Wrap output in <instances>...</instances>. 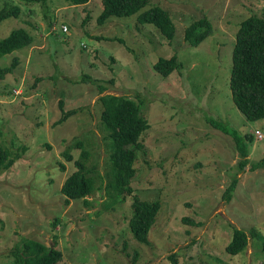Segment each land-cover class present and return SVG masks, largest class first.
I'll return each instance as SVG.
<instances>
[{
	"label": "rangeland",
	"instance_id": "1",
	"mask_svg": "<svg viewBox=\"0 0 264 264\" xmlns=\"http://www.w3.org/2000/svg\"><path fill=\"white\" fill-rule=\"evenodd\" d=\"M4 3L21 12L1 20L0 40L23 28L33 43L0 56V67L17 58L0 75V144L20 154L0 172V264H13L10 253L22 237L56 242L63 252L58 264H264L257 237L264 239V164L253 167L264 157V117L248 119L229 86L240 23L252 14L264 17V0H148L142 10L165 8L176 24L171 42L153 24L137 22V13L99 24L102 0H0V8ZM201 17L212 32L191 47L185 29ZM174 53L180 69L167 75L154 69L157 58ZM86 73L91 79H83ZM108 92L139 101L149 122L133 164V192L112 205L104 189L110 148L99 100ZM61 99L63 108L76 111L57 123ZM209 119L253 135L248 164L240 166L232 137ZM76 139L85 141L89 164L98 168L89 204L65 203L61 192L74 170L62 151ZM78 152L71 149L74 158ZM134 194L161 204L148 243L135 240L128 227ZM234 228L251 237L231 255L225 247Z\"/></svg>",
	"mask_w": 264,
	"mask_h": 264
},
{
	"label": "trees",
	"instance_id": "2",
	"mask_svg": "<svg viewBox=\"0 0 264 264\" xmlns=\"http://www.w3.org/2000/svg\"><path fill=\"white\" fill-rule=\"evenodd\" d=\"M22 2L47 0H20ZM90 0H71L74 5L87 4ZM148 0H102L103 10L98 16L99 24H104L111 16H131L136 14L139 23L153 24L163 37L171 42L176 35V24L165 8L152 6L142 10ZM21 8L18 5L5 3L0 8V22L7 17H18ZM212 32V25L205 17L195 19L185 29L184 40L191 47H197ZM32 34L23 28L12 30L8 37L0 40V56L11 54L14 51L28 48L32 45ZM17 58L14 56L9 65L0 67V75L12 70ZM183 62L177 53L170 57H159L153 64L154 69L161 75H167L174 69H180ZM84 80L91 79L85 74ZM94 80V79H93ZM231 98L248 119L255 120L264 117V17L252 14L245 18L236 33L235 45L232 48L231 68L229 76ZM102 85V91L106 90ZM103 109L101 111V123L106 130L110 148L107 181L104 189L111 202L109 205L124 201L125 196L132 194L131 180L134 176V162L139 150L142 149L140 138L149 126L148 119L141 113L140 102L124 94L104 93L99 96ZM62 109L61 117L56 121L62 122L76 108H63V100H60ZM210 123L221 130L222 133L232 137L242 159L240 166L248 164L249 147L254 137L252 134H241L238 129L229 128L223 121L209 119ZM56 123V124H57ZM71 149H78L76 158ZM143 152V150H142ZM62 156L68 162H72L74 170L62 182L61 192L65 197V203L71 200H83L90 203L88 196L95 190V175L98 174L97 166L90 165L91 151L84 140L76 139L75 142L62 151ZM20 157L19 153H13L0 144V172L12 165L14 160ZM264 164V157L254 163L257 168ZM64 165H62V169ZM238 178H233L226 187L223 198L230 200ZM161 207L159 200L145 201L137 195H133L131 203V216L128 219L129 230L135 240L148 243V233L155 222L156 215ZM186 221H191L185 218ZM255 235V231L251 233ZM248 232L234 228L232 238L227 243L225 251L234 255L246 249L249 242ZM261 241V249L264 253V239L257 235ZM57 243L46 245L45 243L28 237H22L12 248L11 256L13 264H58L63 259V252L56 247ZM173 263L177 260L172 258Z\"/></svg>",
	"mask_w": 264,
	"mask_h": 264
},
{
	"label": "built area",
	"instance_id": "3",
	"mask_svg": "<svg viewBox=\"0 0 264 264\" xmlns=\"http://www.w3.org/2000/svg\"><path fill=\"white\" fill-rule=\"evenodd\" d=\"M66 29H67V26L65 24H62L61 25V30L66 31ZM259 136H261V134H259Z\"/></svg>",
	"mask_w": 264,
	"mask_h": 264
},
{
	"label": "crops",
	"instance_id": "4",
	"mask_svg": "<svg viewBox=\"0 0 264 264\" xmlns=\"http://www.w3.org/2000/svg\"><path fill=\"white\" fill-rule=\"evenodd\" d=\"M53 28H55V29H56V27H53Z\"/></svg>",
	"mask_w": 264,
	"mask_h": 264
}]
</instances>
